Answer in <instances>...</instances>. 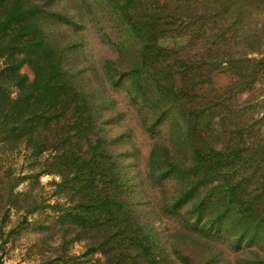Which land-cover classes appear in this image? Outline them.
I'll return each instance as SVG.
<instances>
[{"label":"trees","instance_id":"16d2710c","mask_svg":"<svg viewBox=\"0 0 264 264\" xmlns=\"http://www.w3.org/2000/svg\"><path fill=\"white\" fill-rule=\"evenodd\" d=\"M59 1L0 0V142L31 156L34 178H59L54 194L68 204L51 207L75 233L72 242H86L84 256L101 254L100 264H219L223 252L209 248L222 239L251 249L238 264H264V136L218 148L210 133L217 105L199 95L220 73L231 76L229 98L261 81L264 0H91L122 38L96 86L79 60V40L55 30L84 12L76 0L71 9ZM167 39L187 45L165 47ZM24 65L35 74L31 83ZM108 85L151 113L143 120L149 131L170 122V144L153 146L146 179L176 182L164 213L180 216L203 241L165 240L153 207L135 200L120 161L130 150L117 153L119 138L101 118L112 104ZM64 252L63 264L81 258Z\"/></svg>","mask_w":264,"mask_h":264},{"label":"rangeland","instance_id":"374dc122","mask_svg":"<svg viewBox=\"0 0 264 264\" xmlns=\"http://www.w3.org/2000/svg\"><path fill=\"white\" fill-rule=\"evenodd\" d=\"M76 3L82 8L84 19L77 16L76 24L60 23L55 26V30L79 40V60L89 65L86 76L96 86L98 81H104L103 66L106 61L118 57L121 33L91 0H76ZM76 3L60 0L58 5L71 9L77 6ZM186 43L185 39H167L163 45L180 48L185 47ZM93 71L98 73L96 77ZM20 72L28 83L35 78L29 65H24ZM230 82L229 74L220 73L199 92L201 103L214 101L217 105L210 133L218 148L225 143L234 144L241 137L244 141H252L264 136V74L254 89L231 98L224 95ZM108 89L112 104L101 108L105 109L101 118L110 123V137L119 138L115 147L117 153L130 150V154L123 155L120 161L126 166L131 178L135 200L145 208L153 207L155 215L150 213L151 221L161 229V236L165 240L170 237V241L175 240L176 244L189 246L194 244L188 238L191 235L193 239L203 241V236L187 230L180 216L164 213L165 206H170L168 203L177 189L176 182L167 180L158 185L152 183L150 178L146 179L153 146L170 144V122L165 121L149 131L143 120L150 119L151 113L134 104L123 89L109 85ZM35 166L31 156L6 150L0 142V264H63L61 260L66 256L65 247L67 255L81 257L68 264H100L103 261L101 254L84 256L86 242H72L76 238L75 233L67 231V227L58 223L60 214L51 206L68 204L65 196L54 194L53 184L59 178L49 175L34 178V172H38ZM148 200L151 203L147 205ZM180 212L184 213V209ZM65 233L67 236L63 238ZM210 243L215 248L209 249L223 252L218 258L219 264H224L223 260L231 261L229 264H238L240 260H245L251 250H236L222 239Z\"/></svg>","mask_w":264,"mask_h":264}]
</instances>
